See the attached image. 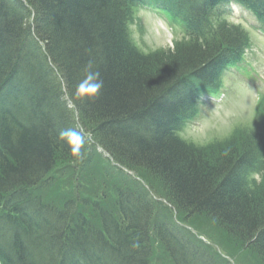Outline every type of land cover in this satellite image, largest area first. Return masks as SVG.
Returning <instances> with one entry per match:
<instances>
[{"label":"trees","instance_id":"trees-1","mask_svg":"<svg viewBox=\"0 0 264 264\" xmlns=\"http://www.w3.org/2000/svg\"><path fill=\"white\" fill-rule=\"evenodd\" d=\"M158 1L187 37L143 53L126 24L144 0H0V264H153L156 250L170 264H216L219 251L179 230H194L193 216L264 263V172L246 181L260 142L241 130L199 146L176 133L191 95L217 87L249 45L219 9L241 3L263 29L264 0ZM257 127L264 147V106ZM80 129L105 153V190L46 199L38 189L61 166L81 169Z\"/></svg>","mask_w":264,"mask_h":264},{"label":"rangeland","instance_id":"rangeland-1","mask_svg":"<svg viewBox=\"0 0 264 264\" xmlns=\"http://www.w3.org/2000/svg\"><path fill=\"white\" fill-rule=\"evenodd\" d=\"M135 17V23L130 26L129 32L133 42L136 43L140 49L145 51L152 50V48L157 50L172 49L176 43L174 40H179L184 37L182 33L176 32L173 26L174 22L170 25L171 27H169V25L167 26V19H165L164 15H158L153 10L141 9ZM234 19H238L239 22L241 21L243 23H241L242 26L246 27L252 39L253 46L245 55L246 61H244V64L247 65V68L246 71L237 68L227 70L222 80L224 87L223 92L227 99L220 107H217V109H214V106L211 104L201 105L200 114L196 117L193 125L189 127L186 126V128L183 129V133H181L182 137L186 141L191 140L199 146H206L212 144V142L223 143V141L231 140L235 137L240 139V133H242V131L248 132L255 119L254 103L258 96L257 92H262L264 94V84H261V88L258 86L261 82L257 80L255 74V71L264 72V58H262L264 57V46L262 44L264 39L259 37L254 30L249 31V27L256 28L252 15L250 16L247 12H240ZM246 82H250V87L247 86ZM263 106L264 102L261 103V112ZM212 110L215 112L211 113ZM84 142H87V154L90 150L92 153H90V155L86 154L82 159L79 173L73 175L74 168L72 166H61V168H65L62 175L63 177H54L52 182L53 187H42L38 189V191L45 195L46 199L52 198L59 200L61 197L64 199L74 192L88 198L94 193L97 194V196L103 193L105 189L100 186V183L105 178L102 166L107 168L105 163H108L103 160L102 155L105 153L103 150L100 152L98 148L92 147V142ZM237 143H240V141H237ZM138 171L139 174L144 176L155 188L158 194L163 195L164 191H162V187L159 186L156 179L149 176L148 173L145 174L140 170ZM115 173L116 175L112 178L118 180H121V178L125 179V176H119L116 171ZM70 174L72 175L69 176ZM106 193L109 197L113 196L110 187L107 188ZM105 204H108V201H106ZM174 219H176V217ZM187 222L194 227V230H188L186 226H184V230H179L185 233L189 231L193 236V243L200 248L206 250L208 247H205L203 244L209 243L208 245H210L214 251V243H219V251L223 257L220 255L221 258L218 255V261H222L225 264H264L252 251L242 250L240 246L238 247L237 244L235 245L232 239L220 231L217 225L215 226L213 221L205 216L189 217ZM177 224L181 227L183 226L179 221ZM195 232L198 233V235ZM155 254L156 256L153 260V264H170L163 251L156 250ZM193 258L194 261L201 260L198 256ZM218 261L216 264H220Z\"/></svg>","mask_w":264,"mask_h":264},{"label":"bare ground","instance_id":"bare-ground-1","mask_svg":"<svg viewBox=\"0 0 264 264\" xmlns=\"http://www.w3.org/2000/svg\"><path fill=\"white\" fill-rule=\"evenodd\" d=\"M124 20L126 21L127 19L125 18ZM124 28H125V26H124Z\"/></svg>","mask_w":264,"mask_h":264},{"label":"clouds","instance_id":"clouds-1","mask_svg":"<svg viewBox=\"0 0 264 264\" xmlns=\"http://www.w3.org/2000/svg\"><path fill=\"white\" fill-rule=\"evenodd\" d=\"M97 87H99V85H97Z\"/></svg>","mask_w":264,"mask_h":264}]
</instances>
